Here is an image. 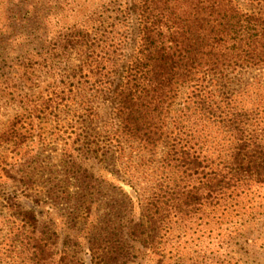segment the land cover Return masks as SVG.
I'll list each match as a JSON object with an SVG mask.
<instances>
[{"label": "trees", "instance_id": "1", "mask_svg": "<svg viewBox=\"0 0 264 264\" xmlns=\"http://www.w3.org/2000/svg\"><path fill=\"white\" fill-rule=\"evenodd\" d=\"M90 1L19 0L4 9L0 49L19 53L1 88L12 98L17 73L36 66L52 79L42 102L47 115L63 111L83 122L97 115L96 102L109 103V117L91 128L88 144L65 143L71 160L92 143L100 161L120 159L126 143L161 150L162 176L143 203L128 185L125 218L110 206L99 241L87 240L89 264H130L158 250L160 232L170 235L206 211L225 212L264 185V0L249 11L237 0H95L94 8ZM15 126L0 134V145L25 141ZM91 177L81 184L86 220ZM23 215L35 233L38 213ZM43 234L32 237L34 264H83L69 249L57 256V235Z\"/></svg>", "mask_w": 264, "mask_h": 264}, {"label": "rangeland", "instance_id": "2", "mask_svg": "<svg viewBox=\"0 0 264 264\" xmlns=\"http://www.w3.org/2000/svg\"><path fill=\"white\" fill-rule=\"evenodd\" d=\"M18 1L0 0V13ZM237 2L247 11L260 6L254 0ZM94 3L91 0L88 5L94 8ZM128 23L130 26L134 23L133 16H129ZM9 53L0 49V134L16 124L19 131H26V139L19 147L13 142L0 145V264H34L31 241L42 232L57 235V256L69 249L78 255L77 260L89 264L87 240L99 241L98 231L105 225L110 206H114L120 218H125L130 204L126 194H132L128 185L135 186L141 205L150 186L162 176V170L157 168L161 150L150 153L135 143H126L123 155H118L120 159L105 157L100 161L102 155L95 157L92 143L87 145L89 149L84 145L82 156L74 159L76 153L72 151L73 158L69 159L70 151H65V143L75 140L78 144L82 139L83 144H88L92 140L91 128L99 129L109 117V103L96 102L97 115L83 122L63 111L55 116L47 115L42 102L52 79L44 68L36 66L22 75L21 71L17 73L21 79L13 82L11 98L8 91L2 90L1 78L5 73L15 74L16 70L9 65L19 50ZM2 56L6 57V65ZM23 113L27 118L18 123ZM22 124L25 129L20 128ZM77 133L80 138L76 137ZM99 174L104 175V180L97 179ZM84 175L87 179L93 176L85 196L93 202L87 220L81 216L79 207ZM112 175L118 181L113 182ZM235 205L225 212L206 211L189 226L175 224L170 235L160 232L158 250L147 249L130 264H264V185H253L247 196H242ZM28 210L38 213L35 233L23 215ZM168 237L171 241H167Z\"/></svg>", "mask_w": 264, "mask_h": 264}]
</instances>
